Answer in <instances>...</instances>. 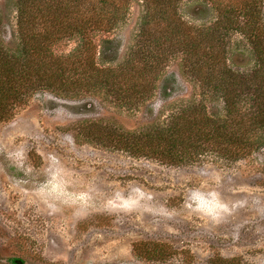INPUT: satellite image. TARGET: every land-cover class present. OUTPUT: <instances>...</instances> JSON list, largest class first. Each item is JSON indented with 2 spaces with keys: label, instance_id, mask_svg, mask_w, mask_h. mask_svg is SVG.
<instances>
[{
  "label": "rangeland",
  "instance_id": "374dc122",
  "mask_svg": "<svg viewBox=\"0 0 264 264\" xmlns=\"http://www.w3.org/2000/svg\"><path fill=\"white\" fill-rule=\"evenodd\" d=\"M201 3L181 1V19L210 25L216 14L202 18ZM145 11L142 0H132L113 30L95 35L98 50L113 42L109 60L98 58L100 67L115 69L129 58ZM17 13V0H0V37L10 51L20 42ZM79 44V36L61 40L54 52L66 57ZM229 47L231 66L254 65L241 35H232ZM239 53L245 55L238 67ZM83 80L73 77L69 92L36 87L0 121V264H264V144L242 158L207 152L183 165L133 155L114 143L166 124L180 107L203 102L217 111L221 102L206 99L198 82L181 75L179 59L166 64L142 102H126L121 83L117 95L88 89ZM96 126L116 141L88 138ZM135 189L146 194L143 204L114 199ZM196 190L217 193L228 210L218 219L192 211ZM161 246L171 254L153 257Z\"/></svg>",
  "mask_w": 264,
  "mask_h": 264
},
{
  "label": "trees",
  "instance_id": "16d2710c",
  "mask_svg": "<svg viewBox=\"0 0 264 264\" xmlns=\"http://www.w3.org/2000/svg\"><path fill=\"white\" fill-rule=\"evenodd\" d=\"M131 1L17 0L20 42L10 51L0 37V121L11 117L30 90L45 86L69 92L67 84L75 76L85 79L88 89H113L117 95H121V87L116 85L121 83L126 102H142L153 92L166 64L179 59L181 75L198 82L204 97L215 98L222 107L217 105V111H212L203 102L191 103L180 107L166 124L137 136L128 133L129 137L117 138L119 143L114 146L169 165H183L207 152L242 158L264 144L261 0H200L206 9L202 18L210 11L216 14L210 25L200 27L181 19L179 3L183 0H142L146 11L139 45L123 64L104 69L98 58L109 60L113 42L103 41L98 50L95 35L113 30ZM234 34L241 35L250 48L254 60L250 69L239 70L229 64V44ZM74 36L80 37L78 47L68 56L58 57L54 46ZM244 55H234L233 65L242 66L239 61ZM249 63L247 59L244 66ZM170 78L174 84L178 82L175 75ZM96 127L86 132L88 138L116 141L107 135L105 140L104 130ZM150 254L164 258L171 253L161 246ZM12 261L23 264L21 260Z\"/></svg>",
  "mask_w": 264,
  "mask_h": 264
},
{
  "label": "clouds",
  "instance_id": "9594fccd",
  "mask_svg": "<svg viewBox=\"0 0 264 264\" xmlns=\"http://www.w3.org/2000/svg\"><path fill=\"white\" fill-rule=\"evenodd\" d=\"M146 198V194L142 189H135L132 196H124L122 193H117L114 197L117 202L127 201L130 206L143 204ZM189 207L194 212L206 215L211 219H218L228 210L229 206L220 199L217 193H204L196 190L190 193Z\"/></svg>",
  "mask_w": 264,
  "mask_h": 264
}]
</instances>
